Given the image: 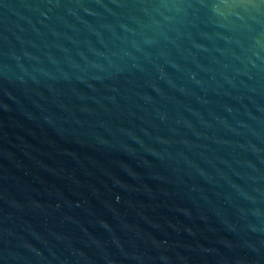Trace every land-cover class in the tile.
<instances>
[{
  "label": "water",
  "instance_id": "95a60500",
  "mask_svg": "<svg viewBox=\"0 0 264 264\" xmlns=\"http://www.w3.org/2000/svg\"><path fill=\"white\" fill-rule=\"evenodd\" d=\"M0 264H264V0H0Z\"/></svg>",
  "mask_w": 264,
  "mask_h": 264
}]
</instances>
